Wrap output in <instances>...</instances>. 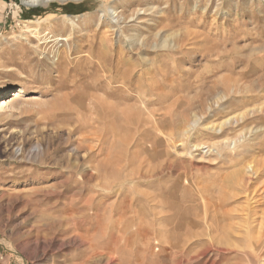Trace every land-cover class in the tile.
<instances>
[{"label": "rangeland", "instance_id": "374dc122", "mask_svg": "<svg viewBox=\"0 0 264 264\" xmlns=\"http://www.w3.org/2000/svg\"><path fill=\"white\" fill-rule=\"evenodd\" d=\"M23 2L0 0V264H264V0Z\"/></svg>", "mask_w": 264, "mask_h": 264}, {"label": "bare ground", "instance_id": "6f19581e", "mask_svg": "<svg viewBox=\"0 0 264 264\" xmlns=\"http://www.w3.org/2000/svg\"><path fill=\"white\" fill-rule=\"evenodd\" d=\"M24 2V4L25 5H27V6H38V5H41V6H44V5H46V4H48V3H50L51 1H61V2H65V1H79V0H23ZM114 10V9H113ZM148 10V9H147ZM116 11V10H115ZM134 12V11H133ZM114 14V13H113ZM138 14V13H137ZM134 15V14H133ZM132 18V17H131ZM111 19H113V20H115V25L116 26H120V24H121V22H123L124 20H126V19H124L123 18V15H117L116 17H113V18H111ZM102 21V20H101ZM105 21H106V19H105ZM114 22V21H113ZM126 22V21H125ZM71 25H72V27H75L76 26V23H75V21H73V19H71ZM112 23V22H111ZM109 24V23H108ZM203 24V23H202ZM111 26H112V24H111ZM74 30V29H73ZM54 33V32H53ZM46 35V34H45ZM56 35V34H55ZM49 36V35H48ZM47 36V37H48ZM64 37V36H63ZM52 38V37H51ZM45 39V38H44ZM45 42V41H44ZM54 42H56L57 44H59L60 42H66V43H68L69 42V37L68 36H66L65 38H59V39H56V40H54ZM39 49V48H38ZM60 51V50H59ZM61 54V53H60ZM43 55V54H42ZM47 57V56H46ZM126 80V79H125ZM110 81H111V83L113 84V82L114 83H117V81L115 82V80H112V79H110ZM110 83V84H111ZM124 83V82H123ZM124 84H126V83H124ZM19 95L20 94H16L14 97H19ZM7 107V103L5 102V101H3V104L1 105V107H2V109H4V108H6ZM235 119V118H234ZM240 119V118H239ZM231 121L233 122L234 120L233 119H231ZM231 121L229 120L227 123H231ZM236 122V121H235ZM234 122V123H235ZM194 123V122H193ZM223 127V126H222ZM219 129H220V127H219ZM221 130V129H220ZM219 130V131H220ZM213 147V146H212ZM202 148V147H201ZM253 168V167H252ZM249 169V171H250V169H251V167L250 168H248ZM252 171H254V168L252 169ZM37 248L38 247H40L41 245L39 244V242H36V245H35ZM98 256V255H97ZM100 256V255H99ZM92 257V256H91ZM112 258V257H111ZM93 261V260H92ZM112 261V260H111ZM97 264V263H96Z\"/></svg>", "mask_w": 264, "mask_h": 264}]
</instances>
